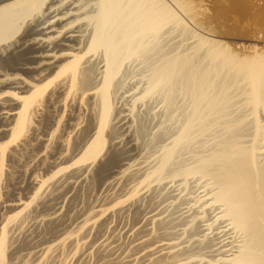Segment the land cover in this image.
Masks as SVG:
<instances>
[{"label":"bare ground","instance_id":"6f19581e","mask_svg":"<svg viewBox=\"0 0 264 264\" xmlns=\"http://www.w3.org/2000/svg\"><path fill=\"white\" fill-rule=\"evenodd\" d=\"M235 1L250 14L253 0ZM168 2L0 0V179L24 167L29 197L0 190V264H264V49L193 32ZM139 61L145 74L123 85ZM178 92L182 123L143 153L140 108ZM67 108L82 117L62 123ZM206 132L207 152L182 160ZM92 183L102 199L83 210L74 200Z\"/></svg>","mask_w":264,"mask_h":264},{"label":"rangeland","instance_id":"374dc122","mask_svg":"<svg viewBox=\"0 0 264 264\" xmlns=\"http://www.w3.org/2000/svg\"><path fill=\"white\" fill-rule=\"evenodd\" d=\"M165 1L166 2L169 1L168 4L170 3L172 5V7L174 6V8H176V11L179 12V13L178 12L177 13L179 15L181 14L182 17H183V20L185 19V21L187 22L186 25L187 26H190L192 28L191 29L190 27H188V28L191 29V31L194 30L193 32H197V33L199 32L200 35H203L204 34L206 37L209 36V38L211 37L212 39L219 40L222 43L230 46L231 49L235 50L236 53L238 52V53H241V54H249L251 52H254L256 49H264V2H263V0H253V1L252 0H249L250 2L252 1V4L254 3L253 7H251L252 9L250 8V14L249 15H242V13L240 11H242V9L244 8V4L243 3H239V2H237L235 0H186L188 2V4H189V7H190V11H191L190 12L191 13L190 15H192V14L195 15V18L194 19L190 18L192 20L188 19L189 15L185 14V12L180 7H177V5H175L174 2L171 3L172 0H168V1L165 0ZM246 1L248 2V0H246ZM238 3H239V5H238ZM238 7H239V10H238ZM179 8L182 10L183 13L180 11ZM251 10H252V12H251ZM171 26L169 25L167 27L168 28L167 31L168 30H171L170 34L171 33H173V34L167 35V36H169V37H167V40L170 39V38L171 39H174V37L176 38V36L179 34V36H177L176 40L177 41L183 40L182 41L183 45H186V46H184V48L187 47V44H188V41H189V45H188L189 48L188 47L187 48H188L189 51L192 50V47L195 44H197L196 42H193V41H197V39L195 38L194 40L193 39L192 40H188V41H186L187 44H184L185 43L184 40H186V38L188 39L189 35L186 37L185 36L186 33L184 34L182 31L179 32V30H181L179 27H176V29H175L174 28L175 26H172V27ZM175 31L177 32V35H175L176 34ZM201 33H203V34H201ZM167 34H169V33H167ZM172 35H174V36H172ZM181 36H183L182 38H184V39H182ZM171 41L169 40L168 43L170 44ZM173 42H172V44H173ZM174 43H176V42H174ZM191 43L193 44V46H192ZM172 44H170V47H172L171 46ZM202 51H203V49L198 52V55L199 56H202V55H200ZM202 54H203V52H202ZM135 63H133V64L136 66ZM137 63H138V61H137ZM139 63H142V64H140V65L137 64V67L136 68H134L135 66L128 65L127 68H129V66H131L130 69H127L128 74H130V73H133L134 74L136 72L137 74L140 73V74H138V76H139L142 73L141 70L143 71L142 74H145L144 72L146 70H144V69H147L145 67L146 63H145V65H143V62H140V61H139ZM140 66H141V69L139 68ZM133 74H130V76L128 75L129 78L128 77L127 78L129 80H127L126 77H125L126 79L124 78L125 80L123 81V85L125 84V86H126L127 83L129 84L131 82L130 80H133L132 77L135 75V74L134 75ZM161 95H160V93H156V95H154V97L152 95L149 98L150 99L149 100L150 101V104H149V102L147 103V105L149 104L150 107L154 106V107H152V110H148L150 108L149 105H148V107H147V105L146 106H142L140 108V111L142 110L140 112V114H142V115H140L141 118L140 117L139 118L138 117L136 118L137 119L136 120V122H137L136 123V127L137 128L139 127V129L136 131V135H137V137L139 139L140 145H142L141 147H143L142 148L143 149V153H147V155H152L153 153H155V151H156V149L158 147L160 148L162 146L163 142H160L159 141L160 140V133H162V134L169 133V132L173 131L171 129H177L180 126V123H182V121H183V116H184L183 113L185 111L184 109H187V107L189 105L188 104V102H189L188 101V96L185 93H183V92L181 94H179V92H178L173 97V100H171L168 103H167V100L164 98V96L162 95L163 96L162 97ZM179 95H181V96H179ZM119 97L120 96H117V98L116 97H113L112 98V100H113L112 101V104L115 101V104L116 105H120V102L121 101H120V98ZM116 99H117V101H116ZM115 104H113L114 105L113 107H116ZM146 107H147V109H146ZM172 109H173V112H172ZM69 110L70 109L67 108L66 112L64 113V109H61L60 114L63 113L61 115L62 123L64 122L63 120H65V122H66L69 118H72V117H69L68 116L69 115V112H70ZM147 110H148V112H147ZM147 113L149 115H147ZM164 113H165V115H164ZM50 115H51L50 111L49 112L47 111L45 114H43V117H42V115H41V117L39 115L37 116L38 118L36 117L37 119L44 118L43 121H46V123H48V125H47V128H48L47 131H52L53 130L52 126H50V124H49V122H50L49 121L50 120L49 117H51ZM78 115H80V114H78ZM78 115L76 114V116L73 117L72 119H79L80 116L82 117V115H80V116H78ZM168 115H169V117L167 118V121H166V123L168 124V125L166 124L167 127L165 126V123H163V127H161L162 125L159 127V124H160L159 121H161V119H165L164 117L165 116H168ZM143 117H144L145 121L144 120H141ZM181 117H182V120H180ZM157 120H159V121H157ZM142 121H143V123H142ZM156 122L159 123V124L157 125ZM44 124H45V122H44ZM156 126H158V127H156ZM164 126H165V128H164ZM165 129L168 130V131H166ZM208 133L209 132H206V133H204V135L206 136V135H208ZM157 134H159V135H157ZM204 135L202 134V136H204ZM202 136L201 135H199V137H198V135L195 136L196 138L195 137L193 138L194 141L191 140L192 141L191 144L193 143L192 144V147H187L186 146L185 147V150L184 149L181 150V156L182 155L183 156L180 157V158L182 160L183 159H184V161L189 160L188 162H190V160L192 158L195 159L196 157H198V156L204 154L205 152H207V150L209 149V146L212 144V142H215V140L214 141L212 140L214 138V136H212V134H209L208 137H205V138L202 137ZM209 136H210V138H209ZM200 137H202V140L204 139L203 141H205V140L207 141V142H205L206 144L202 140L201 141L203 143L200 141V139H201ZM157 138H158V140H157ZM208 140H210L211 142H208ZM203 144L205 145V147H204ZM207 146H208V149H206ZM187 148H189V149H187ZM198 151H200V152H198ZM182 152H183V154H182ZM185 153H186V155H185ZM195 154H197V156ZM112 157H114V159H115L116 158V155L113 153V154H111V158ZM114 159H113V163H112L113 165L112 166L115 165ZM181 159H179V160H181ZM26 160H27V158L25 159V157H24L23 160H22L23 163H21V164L24 165L25 162H26ZM7 163L8 162L5 163L6 170L7 169L8 170L9 169H12L13 167L12 168L9 167V165ZM15 166L13 168L14 169V172L13 171L11 172V174L12 173L14 174L13 176L11 175L10 177L7 178V176L4 175L0 179V180H2L0 182V190L2 192L1 195L3 196L2 198L3 199H10V198L19 197V195H20L25 200L26 199L28 200L29 197L26 198V195L24 193H21V194L20 193H17V192H19L18 189L20 188V186L23 184V181H24V175H23V169H22L24 167H21L20 168L18 166L16 168ZM1 183H3V184H1ZM95 185L96 184L92 183L91 185L86 186V188L83 187L82 188V191L80 190L79 193H78L80 196L78 195V197L74 200V204L75 203H78L79 206H81L80 208H83V210H87V209L91 208L94 205L95 202L99 201V199L101 200L102 199V196H100L101 195L100 194V191H98V188ZM194 185H196V183H192L191 184V187H193ZM167 189H168L167 187L163 188V190L161 191V194L162 195H166ZM196 194L197 193H193L191 195H195L196 196ZM33 207H35V205L32 206L31 208L33 209ZM84 207H85V209H84ZM28 211H31V210H28ZM0 227H1V225H0ZM45 229L49 230L48 227H46V228L41 227V228H37L38 231L36 230V232L38 233L40 231L39 232V234H40V233H42L44 231L46 232ZM25 247L27 248L28 246L27 245L25 246V244H23V246L21 248L25 249L24 251H27ZM62 259H64V260H62ZM70 259L71 258H69V260H68V258L65 255L64 257H62L60 259V260H62V263L61 264H63V262H64V264L65 263L66 264L69 263L68 261H70Z\"/></svg>","mask_w":264,"mask_h":264}]
</instances>
